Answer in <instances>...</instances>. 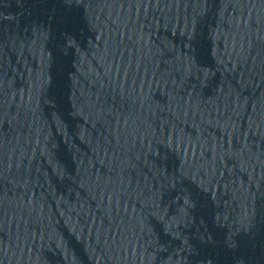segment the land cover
<instances>
[{
	"label": "water",
	"instance_id": "obj_1",
	"mask_svg": "<svg viewBox=\"0 0 264 264\" xmlns=\"http://www.w3.org/2000/svg\"><path fill=\"white\" fill-rule=\"evenodd\" d=\"M0 264H264V0H0Z\"/></svg>",
	"mask_w": 264,
	"mask_h": 264
}]
</instances>
